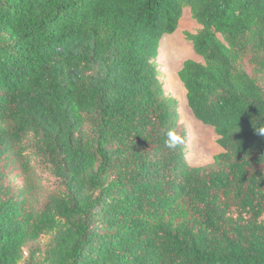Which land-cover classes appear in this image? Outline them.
I'll list each match as a JSON object with an SVG mask.
<instances>
[{
    "label": "trees",
    "instance_id": "1",
    "mask_svg": "<svg viewBox=\"0 0 264 264\" xmlns=\"http://www.w3.org/2000/svg\"><path fill=\"white\" fill-rule=\"evenodd\" d=\"M185 8L201 166L157 62ZM261 129L264 0H0V264H264Z\"/></svg>",
    "mask_w": 264,
    "mask_h": 264
},
{
    "label": "rangeland",
    "instance_id": "2",
    "mask_svg": "<svg viewBox=\"0 0 264 264\" xmlns=\"http://www.w3.org/2000/svg\"><path fill=\"white\" fill-rule=\"evenodd\" d=\"M199 24L191 17L187 8L183 9L177 29L164 35L159 44L157 58L160 79L164 84L166 93L177 101L179 119L186 130L187 141L185 158L191 166H201L212 162L213 156L220 151L213 128L203 125L196 120L186 104L185 90L178 79L177 73L186 59L201 61V58L193 52L191 43L186 39L187 33H195ZM32 165L35 167V178L39 184L41 201L46 194L56 189L57 180L52 175L49 167L32 158ZM14 185H19V180L13 179ZM45 240L43 241V243ZM41 243V244H43Z\"/></svg>",
    "mask_w": 264,
    "mask_h": 264
},
{
    "label": "clouds",
    "instance_id": "3",
    "mask_svg": "<svg viewBox=\"0 0 264 264\" xmlns=\"http://www.w3.org/2000/svg\"><path fill=\"white\" fill-rule=\"evenodd\" d=\"M261 134H264V129L260 130ZM183 143V139L180 134L176 132L175 129H169L166 132V138L164 140V146L169 150H174Z\"/></svg>",
    "mask_w": 264,
    "mask_h": 264
}]
</instances>
